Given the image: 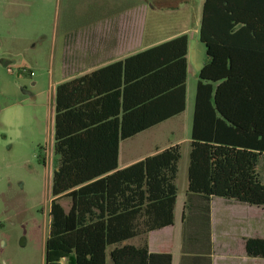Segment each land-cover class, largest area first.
Returning <instances> with one entry per match:
<instances>
[{"label": "trees", "instance_id": "1", "mask_svg": "<svg viewBox=\"0 0 264 264\" xmlns=\"http://www.w3.org/2000/svg\"><path fill=\"white\" fill-rule=\"evenodd\" d=\"M198 39L206 62L195 90L187 192L264 207L258 173L264 159V0H203ZM187 42L182 35L96 71L121 77L111 95L93 100L96 95L84 89L87 76L57 86L58 160L44 264H107L108 248L110 264H151L156 257L145 239L139 247L122 244L173 224L180 147L118 170V145L184 111ZM104 99L117 103L108 121L88 113ZM134 114L140 122L127 128ZM64 195L73 199L68 212L58 203ZM245 253L264 259V239L246 240Z\"/></svg>", "mask_w": 264, "mask_h": 264}, {"label": "crops", "instance_id": "2", "mask_svg": "<svg viewBox=\"0 0 264 264\" xmlns=\"http://www.w3.org/2000/svg\"><path fill=\"white\" fill-rule=\"evenodd\" d=\"M158 1L151 0L147 9L143 8L142 0H129L125 5L114 0H98L92 9L83 14L82 20L73 15L66 29L68 35L60 45L61 71L50 97L53 128L57 86L87 76L90 82L85 83L84 89L96 95L93 100L95 97L111 95L121 87V77L110 71H96L182 35L188 38L184 111L128 139L120 140L118 170L127 169L173 146L181 147L184 144L188 149L186 153L190 151L196 84L198 73L206 62L205 51H201L202 44L197 41L203 0L199 1L192 14L190 0H161L167 5H176L174 10L163 11L169 15L173 13L164 27H159V14L162 11L155 7ZM173 15L178 17L175 19ZM191 16L194 19L192 28ZM131 95L133 99L138 97L140 88L137 91L133 89ZM116 106L115 100L104 99L103 103H94L88 113L93 118L101 117L102 121H108L113 118ZM170 108H174V105ZM121 116L122 111L119 109L118 119ZM139 120L140 115L135 118L134 114L125 126H134ZM181 132V137L176 138ZM55 158L57 167L58 158ZM263 169L262 158L258 170L260 180L264 178ZM187 187L184 175L179 182L178 164L173 224L128 240L122 245L139 247L145 239L149 254L156 256L151 258V264H264V259L249 258L245 253L246 240L264 239V207L189 194ZM63 201L67 203L62 204ZM58 203L68 212L73 199L64 195L58 199ZM109 251L110 248L107 250V264H110ZM64 262L66 260H61L59 264Z\"/></svg>", "mask_w": 264, "mask_h": 264}, {"label": "rangeland", "instance_id": "3", "mask_svg": "<svg viewBox=\"0 0 264 264\" xmlns=\"http://www.w3.org/2000/svg\"><path fill=\"white\" fill-rule=\"evenodd\" d=\"M97 1L0 0V264H44L56 167L50 97L61 71L60 45L73 15L82 20ZM150 1L142 0L143 8ZM160 1L164 27L173 13L163 11L176 5ZM199 1L190 0L191 14ZM180 149L179 182L187 180L188 166V149Z\"/></svg>", "mask_w": 264, "mask_h": 264}, {"label": "built area", "instance_id": "4", "mask_svg": "<svg viewBox=\"0 0 264 264\" xmlns=\"http://www.w3.org/2000/svg\"><path fill=\"white\" fill-rule=\"evenodd\" d=\"M30 76H33V73H30Z\"/></svg>", "mask_w": 264, "mask_h": 264}]
</instances>
